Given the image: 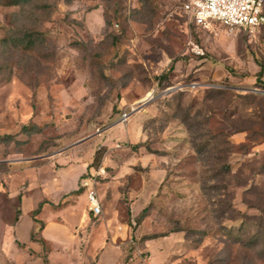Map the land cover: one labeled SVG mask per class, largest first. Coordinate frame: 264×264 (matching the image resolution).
<instances>
[{"label":"rangeland","instance_id":"374dc122","mask_svg":"<svg viewBox=\"0 0 264 264\" xmlns=\"http://www.w3.org/2000/svg\"><path fill=\"white\" fill-rule=\"evenodd\" d=\"M181 3L0 0V264H264V24L188 25ZM42 194L68 247L41 223L16 245Z\"/></svg>","mask_w":264,"mask_h":264},{"label":"built area","instance_id":"2783aa9c","mask_svg":"<svg viewBox=\"0 0 264 264\" xmlns=\"http://www.w3.org/2000/svg\"><path fill=\"white\" fill-rule=\"evenodd\" d=\"M263 3L264 0H182L181 6L188 25L210 29L214 23H219L229 30L254 36L264 23ZM114 25L118 26L116 23ZM187 44L191 52L203 54L202 47L191 36ZM129 114L124 111L121 119L126 120ZM81 187L86 192L89 212L92 215L100 214L101 201L93 174L81 179Z\"/></svg>","mask_w":264,"mask_h":264},{"label":"crops","instance_id":"0c3cea01","mask_svg":"<svg viewBox=\"0 0 264 264\" xmlns=\"http://www.w3.org/2000/svg\"><path fill=\"white\" fill-rule=\"evenodd\" d=\"M78 176V175H77ZM77 190H79V187L77 188V177L74 179V182L72 184V186H70L69 188L67 189H64V186H63V189L62 191L59 192V197H63V196H67V197H71L72 195H76L75 193H77ZM26 193H27V188H26V191L23 192V195L20 196V205H22L25 201V196H26ZM69 199V198H68ZM54 199L50 196V195H44L42 194L41 198L38 199L37 201H35L34 203H32V205H30V207H28L27 210V214L30 218V225L28 226V230H27V235H26V238L23 239L21 237H19L18 235V231L16 229V226L14 227V231H15V235H16V245L18 246H21L23 244H26L28 243L29 240L32 239L31 237V234L32 232L34 231L35 227H36V223H39V222H42V228L40 229V238L43 240V241H46L50 246H53L57 243H64L63 247H68V245L65 243V241L67 243H73L74 241V234H71L70 232V229H69V226L68 227H62L60 226L58 223H64V222H58V221H54V219H44L43 220V217H37L36 214L33 215V211L38 207V205H40V209H39V212H41V207H42V204L44 202H52L54 203L53 201ZM68 201V200H67ZM58 202L54 203V205H57ZM20 210H22V207L20 206ZM38 212V213H39ZM89 215H92L90 212H89ZM36 219V221L33 220V217ZM93 216V215H92ZM19 221V215L16 217V223ZM87 221L86 222V227L90 226V224L92 223V219L89 218V216H87ZM65 224V223H64ZM57 228H61L62 232L64 233V239L60 238L56 233H57ZM66 245V246H65ZM4 255V254H3ZM5 257V256H4ZM6 260V264H7V258H5Z\"/></svg>","mask_w":264,"mask_h":264},{"label":"trees","instance_id":"16d2710c","mask_svg":"<svg viewBox=\"0 0 264 264\" xmlns=\"http://www.w3.org/2000/svg\"><path fill=\"white\" fill-rule=\"evenodd\" d=\"M22 2L25 1V0H21ZM263 12H264V3H263ZM264 24V23H263ZM262 24V25H263ZM195 26V25H193ZM260 68L256 74V83L261 85L262 87H264V78H262V74H263V64H259ZM217 91H221V89H217ZM192 107V106H191ZM196 117V115H191L190 114V108H188V110L185 112L184 116L182 117L181 121L182 123L185 125L186 129L188 130V132L191 134L193 132V122L192 120ZM2 136H0L1 138ZM204 147H202L200 149V151L203 149ZM93 163V162H92ZM91 163V165H92ZM225 174H228V172H230V169H229V165L228 164H225ZM80 189V188H79ZM78 192V190H77ZM39 209H40V205H38V207L33 211V215L37 214L39 212ZM97 215H93V217H96ZM33 217V220L36 221V219ZM225 219H232V216H226ZM42 224V222H39ZM42 227V226H41ZM31 237H33V235L31 234Z\"/></svg>","mask_w":264,"mask_h":264},{"label":"water","instance_id":"95a60500","mask_svg":"<svg viewBox=\"0 0 264 264\" xmlns=\"http://www.w3.org/2000/svg\"><path fill=\"white\" fill-rule=\"evenodd\" d=\"M170 90H172V88L165 90L164 93H167V92H169Z\"/></svg>","mask_w":264,"mask_h":264}]
</instances>
